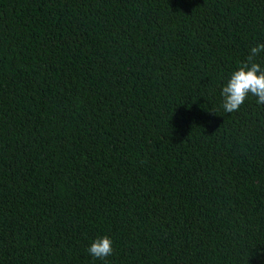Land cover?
Segmentation results:
<instances>
[{
    "label": "trees",
    "instance_id": "trees-1",
    "mask_svg": "<svg viewBox=\"0 0 264 264\" xmlns=\"http://www.w3.org/2000/svg\"><path fill=\"white\" fill-rule=\"evenodd\" d=\"M258 43L264 0H0V264H264Z\"/></svg>",
    "mask_w": 264,
    "mask_h": 264
},
{
    "label": "clouds",
    "instance_id": "clouds-1",
    "mask_svg": "<svg viewBox=\"0 0 264 264\" xmlns=\"http://www.w3.org/2000/svg\"><path fill=\"white\" fill-rule=\"evenodd\" d=\"M261 52H264V43L252 47L246 60L222 87L220 94L225 113L238 111L249 95L257 98V104L264 105V68L256 62ZM87 251L94 258L104 259L113 253V241L108 236L98 237Z\"/></svg>",
    "mask_w": 264,
    "mask_h": 264
}]
</instances>
